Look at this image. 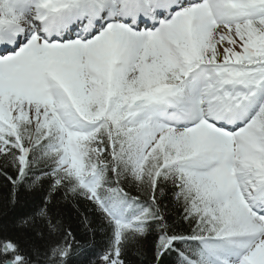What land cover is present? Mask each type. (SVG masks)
I'll use <instances>...</instances> for the list:
<instances>
[{
    "label": "snow or ice",
    "instance_id": "1",
    "mask_svg": "<svg viewBox=\"0 0 264 264\" xmlns=\"http://www.w3.org/2000/svg\"><path fill=\"white\" fill-rule=\"evenodd\" d=\"M0 157V264H264V0H0Z\"/></svg>",
    "mask_w": 264,
    "mask_h": 264
},
{
    "label": "trees",
    "instance_id": "2",
    "mask_svg": "<svg viewBox=\"0 0 264 264\" xmlns=\"http://www.w3.org/2000/svg\"><path fill=\"white\" fill-rule=\"evenodd\" d=\"M0 161H2V157H0ZM9 188L5 187L4 183L0 181V225L4 226V234L15 237L17 233L13 230L11 221L13 217L21 210L19 208L12 209L11 206L5 207L6 201L3 199L4 196L7 195ZM21 199H25L22 195ZM73 204H77V206L84 211V202L83 201H73L71 203H67L64 205V213L65 219L68 223H71L73 229L76 232L77 238L83 240L84 239V229L80 224V219L77 216L75 209L73 208ZM178 210H173V218L177 215ZM182 229H186V225H181ZM101 240V234L98 232L96 236L97 247H99V242ZM152 242L153 237L149 236L147 241L145 242V255L143 257L138 256L134 253H130L127 257L128 264H153L152 257ZM175 256H166L164 260V264H175Z\"/></svg>",
    "mask_w": 264,
    "mask_h": 264
}]
</instances>
